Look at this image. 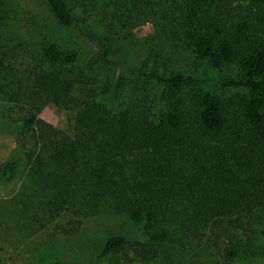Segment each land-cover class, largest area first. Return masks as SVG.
<instances>
[{
	"label": "trees",
	"instance_id": "trees-1",
	"mask_svg": "<svg viewBox=\"0 0 264 264\" xmlns=\"http://www.w3.org/2000/svg\"><path fill=\"white\" fill-rule=\"evenodd\" d=\"M42 1L90 54L75 70V51L46 43L20 72L0 51V118L48 204L124 216L136 237L105 242L114 264L264 261V0H94L96 30L68 0ZM146 24L154 50L129 71L111 32ZM162 43L214 70L234 63L239 93L221 99L169 69ZM105 65L129 78L103 89ZM141 82L151 96L135 95ZM46 106L75 113L72 136L38 119ZM15 171L0 164V180Z\"/></svg>",
	"mask_w": 264,
	"mask_h": 264
},
{
	"label": "rangeland",
	"instance_id": "rangeland-1",
	"mask_svg": "<svg viewBox=\"0 0 264 264\" xmlns=\"http://www.w3.org/2000/svg\"><path fill=\"white\" fill-rule=\"evenodd\" d=\"M92 1L68 0L77 15L86 11L80 17H86L90 28L95 29L94 23L103 9L99 2ZM115 29L111 32L112 43L119 48L120 62L125 69L134 70L153 52L157 41L151 39L154 30L150 24L132 31ZM46 43L75 51V70L83 68L90 59L87 47L56 24L42 0H0V51L7 54L5 63L21 72ZM157 47L169 69L190 76L203 91L221 99L239 93L232 85L238 77L234 63L214 70L207 64L195 63L183 45L162 43ZM116 76L129 78L110 65L103 66V89L107 82L113 85ZM140 87L143 94L151 96L153 86L145 82L137 86L135 95L140 93ZM132 89L133 85L124 88L125 92ZM38 119L69 137L73 135V111L46 106L39 112ZM13 127L10 121L0 118V164L9 160L16 163L15 174L9 180H0V264H114L118 255L109 260L100 258L105 242L117 234L134 239L136 229L124 216L115 215L104 206L89 211L48 204L44 191L27 174L28 164L16 148L13 134L9 133ZM251 262L264 264L263 260Z\"/></svg>",
	"mask_w": 264,
	"mask_h": 264
}]
</instances>
